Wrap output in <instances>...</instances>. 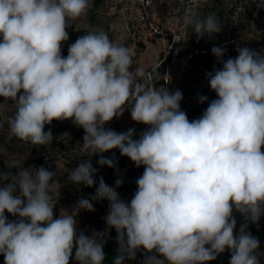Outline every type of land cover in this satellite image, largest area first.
Returning a JSON list of instances; mask_svg holds the SVG:
<instances>
[{
  "label": "clouds",
  "instance_id": "clouds-1",
  "mask_svg": "<svg viewBox=\"0 0 264 264\" xmlns=\"http://www.w3.org/2000/svg\"><path fill=\"white\" fill-rule=\"evenodd\" d=\"M264 8V0H256ZM89 0H0V97L15 104L8 119L11 135L33 145L52 143L45 125L71 120L84 130L82 150L103 154L119 149L137 168V190L130 203L99 179L90 198H80L69 214L56 216L52 190L60 184L44 167L0 172V254L4 264H103L104 234L78 231L81 210L107 200L109 227L115 228L120 255L115 264L147 255L142 264H206L226 249L230 264H260L259 241L246 230L264 215V53L241 47L208 73L217 94L198 119L181 110L183 94L157 88L144 69L130 70L131 50L103 31L89 32L69 45L68 21L86 15ZM185 24H192L190 16ZM222 30L212 14L196 21L197 38ZM207 97L200 96L203 103ZM130 110L147 125L117 133L105 125ZM101 166L115 167L100 156ZM97 169L86 160L69 182L92 187ZM245 224L235 231L233 211ZM5 212L18 219L9 221Z\"/></svg>",
  "mask_w": 264,
  "mask_h": 264
},
{
  "label": "rangeland",
  "instance_id": "rangeland-1",
  "mask_svg": "<svg viewBox=\"0 0 264 264\" xmlns=\"http://www.w3.org/2000/svg\"><path fill=\"white\" fill-rule=\"evenodd\" d=\"M147 1L89 0L86 15L68 21L66 31L69 39L62 44V55L67 56L69 45L78 37L103 30L111 40L131 50L133 62L130 70L144 69L147 72V82L157 88L164 86L170 92L180 90L183 94L181 110L190 121L198 119L209 104L218 98L209 85L208 73L204 68L207 61L194 56L210 40L209 36L198 39L194 26L196 21H202L209 14L214 15L211 3L208 4L209 0ZM186 16L192 18V24L184 23ZM259 34V30L247 32L237 27L233 30L234 39L230 43L237 49L247 47L264 53L259 43ZM200 96L207 99L201 103ZM15 111L13 102L0 97V172H11L15 176L20 169L30 168L34 174L35 168L39 167L54 172V181L60 184L52 190L59 216L62 211L70 214L80 198L93 196L97 179L100 178V175L94 176L95 184L92 187L76 185L69 182L71 170L83 161L91 160L93 163L95 157L103 155L105 158L115 159L119 171L135 175L134 178L128 176L124 180L120 179L122 186L116 188L120 198L130 203L137 190L136 180L143 174L144 166L137 168L128 157L120 154L119 149L93 155L83 151L84 130L74 125L71 120H54L51 130L53 141L48 145H33L31 142L21 141L11 135L9 130L8 119ZM105 127L117 133L134 129L133 139H139L148 126L134 122L130 110L126 109L123 116L114 118ZM92 203L94 211L81 210L76 217L78 231L82 230L86 236H91L94 231L103 233L104 237L113 235L117 241L115 228L109 227L105 220L109 213V202L101 200ZM5 215L12 221L11 214L5 212ZM260 219L263 222L264 215ZM258 241L259 249L256 254H264V235ZM117 247L118 257V242ZM225 252L228 254L206 264H230L231 251L226 249ZM146 255L141 250L137 252L134 260L126 259L123 264H142ZM259 260L260 264H264V255H259ZM69 264H79L75 260V249Z\"/></svg>",
  "mask_w": 264,
  "mask_h": 264
},
{
  "label": "trees",
  "instance_id": "trees-1",
  "mask_svg": "<svg viewBox=\"0 0 264 264\" xmlns=\"http://www.w3.org/2000/svg\"><path fill=\"white\" fill-rule=\"evenodd\" d=\"M210 3L212 10L214 11V16L218 20L222 30L210 37V40L203 48H201V51L195 53L194 55L195 57H200L204 61H207L208 64H204V68L207 73L213 72L214 69L222 68V63H218L217 58L211 52L213 46L225 49V55L222 57V60L224 61L229 58H235L239 55L237 48L230 43V41L234 39L233 30L237 27L245 29L247 32L259 30V43L264 52V8H258L256 6V0H209L208 4ZM235 23H237V25ZM225 44L228 45L225 46ZM145 74H147L146 71ZM53 126L54 120L51 124L45 125L44 130L51 131ZM99 158L100 157H95V160L92 163V166L97 169L95 176L100 175V178L102 177L108 186L116 188L115 182L117 179L124 180L128 176L133 178L135 177L134 174L119 171L115 159H112L115 163V167H108L107 165L101 166L98 163ZM119 174L122 177L119 176ZM99 179H97V183L95 185L96 188L99 185ZM121 186L122 183L119 187ZM54 213L57 216V207L54 209ZM233 216L236 219L235 231L239 232L240 226L246 222L241 214L235 210L233 211ZM16 219H18V217H12V221ZM246 230L250 232L253 237L258 240H262L264 235V221L262 222L259 218V220L255 223L248 222ZM103 251L105 253L103 264H115L118 253L115 236L108 235L104 237ZM226 254L228 253L224 251L223 253L217 255L216 258H221ZM0 264H4V256L2 254H0Z\"/></svg>",
  "mask_w": 264,
  "mask_h": 264
},
{
  "label": "built area",
  "instance_id": "built-area-1",
  "mask_svg": "<svg viewBox=\"0 0 264 264\" xmlns=\"http://www.w3.org/2000/svg\"><path fill=\"white\" fill-rule=\"evenodd\" d=\"M146 2H148V1L146 0Z\"/></svg>",
  "mask_w": 264,
  "mask_h": 264
},
{
  "label": "water",
  "instance_id": "water-1",
  "mask_svg": "<svg viewBox=\"0 0 264 264\" xmlns=\"http://www.w3.org/2000/svg\"><path fill=\"white\" fill-rule=\"evenodd\" d=\"M143 167V166H142Z\"/></svg>",
  "mask_w": 264,
  "mask_h": 264
}]
</instances>
